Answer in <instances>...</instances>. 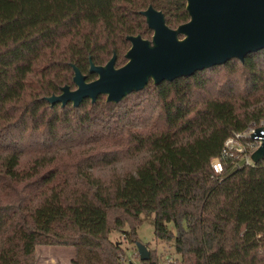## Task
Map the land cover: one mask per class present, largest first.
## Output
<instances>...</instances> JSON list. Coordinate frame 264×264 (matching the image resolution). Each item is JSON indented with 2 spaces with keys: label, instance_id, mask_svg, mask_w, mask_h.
Listing matches in <instances>:
<instances>
[{
  "label": "trees",
  "instance_id": "16d2710c",
  "mask_svg": "<svg viewBox=\"0 0 264 264\" xmlns=\"http://www.w3.org/2000/svg\"><path fill=\"white\" fill-rule=\"evenodd\" d=\"M148 5L170 28L188 20L184 0H0V264H35L37 244L123 264L107 234L127 225L133 242L140 213L179 264H264V155L219 179L208 165L264 115V48L117 102L46 100L74 88L71 64L86 81L89 61L122 65L126 36L151 35Z\"/></svg>",
  "mask_w": 264,
  "mask_h": 264
},
{
  "label": "water",
  "instance_id": "95a60500",
  "mask_svg": "<svg viewBox=\"0 0 264 264\" xmlns=\"http://www.w3.org/2000/svg\"><path fill=\"white\" fill-rule=\"evenodd\" d=\"M188 20L170 28L162 13L148 5L140 13L151 30L149 39L127 35L126 61L114 66L115 54L102 65L89 61L88 71L96 76L86 81L71 64L74 88L60 87V92L46 97L49 104L77 106L83 99L117 102L151 80L153 83L187 76L196 70L222 64L230 58L242 60L249 52L264 48V0H184ZM178 35H182L178 37ZM264 146L252 154L262 158ZM139 260H146L148 250L136 242Z\"/></svg>",
  "mask_w": 264,
  "mask_h": 264
},
{
  "label": "rangeland",
  "instance_id": "374dc122",
  "mask_svg": "<svg viewBox=\"0 0 264 264\" xmlns=\"http://www.w3.org/2000/svg\"><path fill=\"white\" fill-rule=\"evenodd\" d=\"M139 217L140 224H136L134 227L133 242L128 239L130 232L127 225L119 229L112 228L107 234L108 240L121 249L122 263L140 264L136 248V242H140L148 250L149 257L156 261V264H179L180 256L174 250L173 241L154 238L153 214L140 213ZM167 226L175 232L171 223H168ZM33 257L35 264H73L74 249L68 245L37 244L34 247Z\"/></svg>",
  "mask_w": 264,
  "mask_h": 264
},
{
  "label": "built area",
  "instance_id": "2783aa9c",
  "mask_svg": "<svg viewBox=\"0 0 264 264\" xmlns=\"http://www.w3.org/2000/svg\"><path fill=\"white\" fill-rule=\"evenodd\" d=\"M259 146H264V115L224 137L218 154L209 159L211 177L219 179L231 170L254 166L257 160L252 154Z\"/></svg>",
  "mask_w": 264,
  "mask_h": 264
},
{
  "label": "flooded vegetation",
  "instance_id": "af4514ba",
  "mask_svg": "<svg viewBox=\"0 0 264 264\" xmlns=\"http://www.w3.org/2000/svg\"><path fill=\"white\" fill-rule=\"evenodd\" d=\"M182 36V35H181Z\"/></svg>",
  "mask_w": 264,
  "mask_h": 264
}]
</instances>
